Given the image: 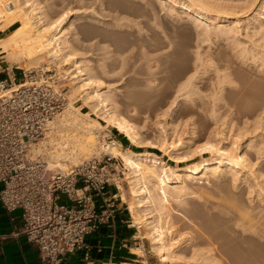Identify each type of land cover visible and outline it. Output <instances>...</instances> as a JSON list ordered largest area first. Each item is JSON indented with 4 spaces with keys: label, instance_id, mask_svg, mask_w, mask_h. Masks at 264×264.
Masks as SVG:
<instances>
[{
    "label": "bare ground",
    "instance_id": "obj_1",
    "mask_svg": "<svg viewBox=\"0 0 264 264\" xmlns=\"http://www.w3.org/2000/svg\"><path fill=\"white\" fill-rule=\"evenodd\" d=\"M33 1L0 0V32L15 25L14 29L0 40V52L7 53L10 60L17 54L24 56L26 64L20 68L44 63L56 64L62 80H65V86L74 93L84 91L83 102L103 118L107 126L125 134L129 144L122 145L115 139L105 140L102 144L98 142L97 130L105 126L91 114L79 111L70 102L64 110L69 108L49 124L44 137L39 140L41 142L38 141L32 146V153L43 156L44 158H41L50 168H57L55 170H68L73 166L67 168V164H78L83 160L99 157L103 152L120 158L127 171L126 180L132 186L128 195L121 181L118 183L122 198L128 204L133 224L138 227V239L147 238L151 242V250L159 257V264H223L217 259H212L213 263L209 261L214 257V250L211 248L196 249L188 259L181 253L184 242L179 245L174 242V225L166 210L167 203L184 202L190 195L189 190L197 183L206 182L211 186L223 183L228 185L229 205L237 216L241 231L264 238V110L259 112L254 120L246 118L239 122L232 105L227 108L226 105L218 103L217 98L223 92L224 84L228 83L233 87L236 83L232 77L233 73H230L228 68L217 69L213 96L203 95L204 92L197 84L198 74L200 68L203 69L211 60L197 51L196 70L179 85L174 101L162 116L170 118L165 125L174 133L181 132L183 135L185 130L189 129L190 141L193 143L198 129L196 121L182 119L179 124H174L173 114L178 112V100L192 102V96H198L205 101L203 107L197 108L193 105L180 113L185 115L196 112L207 116L213 122L214 126L206 142L199 147L194 145L195 142L186 146L181 136L178 140L174 136L177 142L175 141L173 148V141L169 144L165 134L162 143L146 142L141 138L139 126L126 117L128 115L124 116L125 114L120 112L121 108L114 98L116 92L105 91L106 83L95 76L91 65L84 64L86 59L76 52L70 42L68 33H65L69 12H64L65 14L55 21H47L48 19L42 17L43 13L38 12L40 9ZM259 1L243 0V4L228 1L225 5L221 4L223 1L218 0H165L164 3L171 14L181 11L193 21L203 42L210 41L213 33L217 38L225 37L231 41V51L237 61L242 65H248L250 61L259 71H264V16L255 15L249 20L241 18L242 15L249 17V13L256 10ZM262 7L264 9V0ZM69 65L72 66L65 69ZM72 67L75 72L71 71ZM108 73L104 69L103 74L108 76ZM5 93L7 92L0 91V96ZM132 112L133 116H137L142 110L136 106ZM162 116L160 114L159 117ZM173 124L176 126H172ZM133 147L161 149L170 155L175 151L180 154L170 158H177L181 165L172 166L152 151L136 152ZM250 147L255 149L253 157L248 156L245 151ZM208 154L210 156L205 159L204 155ZM182 162L189 165L186 166ZM146 183H149V188L144 186ZM154 210L160 212L158 221L152 215ZM143 226H146L147 233L141 232ZM136 251L142 258L146 257L142 243L138 244L136 250L132 249L135 255ZM227 261L231 264V260Z\"/></svg>",
    "mask_w": 264,
    "mask_h": 264
},
{
    "label": "rangeland",
    "instance_id": "obj_2",
    "mask_svg": "<svg viewBox=\"0 0 264 264\" xmlns=\"http://www.w3.org/2000/svg\"><path fill=\"white\" fill-rule=\"evenodd\" d=\"M164 1L34 0L33 2L38 5L40 9L38 12L43 13L42 17L48 19L47 21H55L69 12L65 33H68L70 42L76 52L86 59H84V64L91 65L95 76L106 83L105 91L116 92L114 98L116 104H119L118 107L121 108L120 112L122 111L124 116L128 115L126 117L131 118L132 122L139 126L142 140L162 143L165 134L169 144L173 141V143L171 142L173 148L175 141L177 142L180 136L182 140H185L183 143L187 144L186 146L195 142L194 145L199 147L206 142L209 132L214 126L213 122L205 115L196 112L182 115L180 111L193 107V105L201 108L205 101L199 99L198 96H192V102L184 99L178 100L176 110L178 112L173 114L174 124H179L182 119L189 122L196 121L198 129L193 143L190 141L189 129H186V133L183 135L181 132L175 131L174 133L170 127L165 125L170 118L162 116L174 101L179 85L196 70L198 66L196 52L200 51L203 57L211 60L208 65L203 66V69L200 68L198 74L197 84L204 92L203 95L213 96L215 87L213 84L217 83V69L228 68V71L233 73L232 77L236 83L233 87L225 83L223 92L219 94L220 96L218 95L217 101L222 106L226 105L227 108L232 105L236 120L239 122L246 118L254 120L264 110V71H259L250 61L248 65H242L237 61L231 51V41L225 37L217 38L213 33L210 41L203 42L193 21L189 20L181 11L171 14ZM178 1L181 2V0ZM228 1L233 4L238 2L243 4V0H218L224 5L228 4ZM262 3L263 0H260L254 14L249 13L251 16L249 15L247 18L246 15H242L241 18L249 20L255 15L264 16ZM14 27L15 25L12 29ZM24 64H26V59L22 55L17 54L10 60L7 53H0V72L4 68L15 66L20 68ZM71 66H66L65 69ZM33 67H51L53 74H56L55 78H58L59 86L65 88L68 104L71 102L79 111L91 114L105 126L97 130L98 142L102 144L105 140H110L108 136L112 135V139L118 138L124 141V145L129 144V139L125 134L120 133L112 126H107L103 118L91 111L92 109L83 102L84 91L74 93L65 86V80H62L56 64L46 63L45 65L44 63L23 69ZM104 69L109 72L108 76L103 74ZM71 71L75 72V68L72 67ZM207 100L209 101V99ZM136 106L142 112L133 116L132 110ZM160 114L162 117H159ZM158 120L160 125L157 123ZM174 124L172 126H176ZM178 134L179 136H177ZM173 138L174 140H172ZM185 145L184 147H186ZM250 148L245 151L248 156L253 157L255 149ZM133 150L136 152L152 151L172 166L179 167L181 165L177 162V158H170L180 154L175 151H172L170 155V153L166 154L167 152L164 150L155 148L133 147ZM183 152L184 149L181 154ZM103 154L104 152L99 157ZM209 156L210 154L204 155V158L207 159ZM117 159L125 172L121 183L126 193L130 195L132 186L126 180L127 171L121 159ZM78 164H67V168ZM182 164L189 165L186 162H182ZM203 184H194L189 190L190 195L184 202L167 203L166 210L174 225V242L178 245L184 242L181 253L189 259L196 249H212L215 251V253L213 251L215 258L209 259L211 263H213L212 259H217L223 264H230L227 260H231V264L232 262L235 264H264V238L241 231L237 216L229 205V186L225 183L218 186H211L206 182ZM148 185L149 183H146L144 186ZM238 197L241 198L240 195ZM121 201L119 198L117 202ZM126 205L127 203L124 202L123 206ZM153 212H155L152 214L153 217L158 221L160 212L158 210ZM134 229L138 236L135 227ZM147 232L146 226H143L142 233ZM138 243H142L146 257L138 258L131 263L159 264V257L151 250V242L147 238L138 239L136 237V240L130 243L131 248L136 250ZM136 252L137 256L141 257V254Z\"/></svg>",
    "mask_w": 264,
    "mask_h": 264
},
{
    "label": "built area",
    "instance_id": "obj_3",
    "mask_svg": "<svg viewBox=\"0 0 264 264\" xmlns=\"http://www.w3.org/2000/svg\"><path fill=\"white\" fill-rule=\"evenodd\" d=\"M7 72L0 77V91L7 92L0 96V203L12 222L20 219L22 224L0 239L25 235L43 264H68L65 255L77 253L88 261L87 236L103 224L116 223L124 168L110 153L68 170L52 169L34 155L32 146L68 105L65 88L51 67L15 66ZM125 208L128 225L138 232L128 204Z\"/></svg>",
    "mask_w": 264,
    "mask_h": 264
},
{
    "label": "crops",
    "instance_id": "obj_4",
    "mask_svg": "<svg viewBox=\"0 0 264 264\" xmlns=\"http://www.w3.org/2000/svg\"><path fill=\"white\" fill-rule=\"evenodd\" d=\"M12 27L13 26L0 32V40L13 30ZM11 69L12 68L9 67L4 68L2 72H0V77L6 78L8 73L7 70L11 73ZM116 140L124 145V141L121 139L116 138ZM110 189L111 192H115V188L111 187ZM119 193L122 197L121 191ZM61 197L65 199L64 194H61ZM124 202H116L118 204V211L115 225L109 226L103 224L97 231L87 236V241L90 245L89 260H82V254L80 253L66 254L64 260L68 264H134L131 262L138 260V258L142 259V257H138L132 252L133 248L130 246L131 241L136 240L138 236L135 233L134 227L129 226L127 223L130 215L125 206H123ZM16 213L19 214V211ZM21 224L22 222L20 219L12 222L0 203V234L11 232L14 228H19ZM137 233L139 234V232ZM0 264L43 263L35 244L28 241L25 235L20 234L19 236H10L5 239H0Z\"/></svg>",
    "mask_w": 264,
    "mask_h": 264
}]
</instances>
